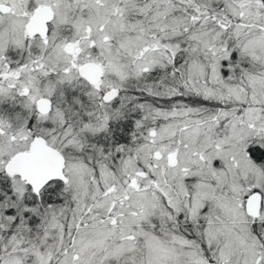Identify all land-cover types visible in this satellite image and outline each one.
<instances>
[{"label":"snow or ice","instance_id":"1","mask_svg":"<svg viewBox=\"0 0 264 264\" xmlns=\"http://www.w3.org/2000/svg\"><path fill=\"white\" fill-rule=\"evenodd\" d=\"M0 264H264V0H0Z\"/></svg>","mask_w":264,"mask_h":264}]
</instances>
